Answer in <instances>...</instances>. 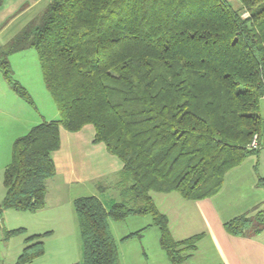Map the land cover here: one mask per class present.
I'll list each match as a JSON object with an SVG mask.
<instances>
[{
	"label": "trees",
	"instance_id": "obj_1",
	"mask_svg": "<svg viewBox=\"0 0 264 264\" xmlns=\"http://www.w3.org/2000/svg\"><path fill=\"white\" fill-rule=\"evenodd\" d=\"M237 2L50 0L0 46L3 78L30 105L9 57L35 50L59 116L13 141L0 212L42 209L60 128L78 132L92 125L93 142L123 164L121 199L109 209L95 196L73 200L82 264H120L109 224L131 216H150L151 224L123 240L155 227L170 264L189 261L203 235L175 240L151 193L213 198L227 172L257 151L248 144L263 133L264 0ZM258 184L264 188V179ZM223 228L255 237L264 231V210L256 206ZM47 234L27 237L14 264L41 257Z\"/></svg>",
	"mask_w": 264,
	"mask_h": 264
},
{
	"label": "crops",
	"instance_id": "obj_2",
	"mask_svg": "<svg viewBox=\"0 0 264 264\" xmlns=\"http://www.w3.org/2000/svg\"><path fill=\"white\" fill-rule=\"evenodd\" d=\"M49 2L50 0H0V46L12 39L43 11ZM30 51L24 50L9 57L15 80L26 88L28 87L23 79L15 74L12 63L16 58L26 57L27 53L30 55ZM36 81L38 82V79ZM4 82H0L3 84L0 86V99L5 101L2 106L10 100L15 108L8 112L0 111V123L1 120L7 121L6 128L0 130L1 171L9 164L12 143L17 137L25 135L31 127L44 120L52 121L59 117L55 108H50L48 113L43 111L42 117H36L33 116V110L26 106L27 113L25 106L16 105L12 100L16 99V96L9 90L5 79ZM39 82L42 83L40 79ZM6 85L8 88H4ZM47 95V91L45 94L40 92L39 97L48 104L50 102ZM19 125L21 129L17 130ZM94 135L92 125H85L78 132H68L60 128V148L52 155L55 175L46 181L45 207L33 214L34 217L46 220L44 223L35 220L33 227L27 230L26 235L20 238L13 248L14 237L7 239L6 233L15 227L9 225L8 210H3L0 264H14L25 246L24 240L29 236L45 233L49 235L42 240L45 247L43 256L29 264L48 259L49 253L50 256L51 253H56V256L51 258L55 264H74V261L70 263V259L74 254L78 255L80 238L73 200L95 196L105 209H109V206L119 202L114 199L115 196H120V172L123 164L107 152L103 143H94ZM258 179H264V135L259 138V148L254 156H248L243 163L227 172L223 187L213 198L186 201L176 193H151L158 210L167 216L175 240H184L196 234L203 235L192 258L183 264H264V231L255 237H235L223 228L226 221L247 213L256 206L260 205V209L264 210V194L260 192L264 191V188L259 186ZM155 194L158 195L157 201L153 196ZM3 196L4 190H0V207ZM103 200L108 202V205L105 206ZM18 215L26 213L20 212ZM147 224L150 225L151 221ZM156 237L159 240V235ZM47 242L56 244L49 247ZM70 245L72 254L68 247Z\"/></svg>",
	"mask_w": 264,
	"mask_h": 264
},
{
	"label": "rangeland",
	"instance_id": "obj_3",
	"mask_svg": "<svg viewBox=\"0 0 264 264\" xmlns=\"http://www.w3.org/2000/svg\"><path fill=\"white\" fill-rule=\"evenodd\" d=\"M233 2L235 3V5L238 6L237 0H233ZM30 50H31L29 53L30 55H28V53H27L26 57H24V58L14 59L13 63H12V68L15 69V74L20 79H23V82H25V84L27 85L28 88H26V87H23V88L26 90V92L31 97L32 104L31 105L28 104L24 99H21L15 93L14 94L16 96V99H12V100L15 101L16 105L22 104V106H25V110L27 113H28V110H27V107H28L29 109L33 110V112H34L33 116L42 117L41 114L43 111L48 113L50 111V108H55V110H57V109H56V106H55L52 98L49 96V94L47 95L49 98L48 102H50L48 104L44 103L43 99L41 97H39L40 92H42V94H45L46 89H45L44 83L42 81L41 70H40V66L38 63V58H37L36 52L34 49H30ZM15 77L13 76V79H15ZM37 79H38V82L36 81ZM39 79L41 80L42 83L39 82ZM2 80L4 82V79H3L2 74L0 72V82H2ZM3 84H5V82ZM3 84H0V86ZM19 84L22 85L21 83H19ZM4 88H8V86L4 87ZM9 90H10V88H9ZM7 101L8 102H6V104L4 106H2L5 103V101L0 99V108H1L0 111H7L8 112V111L13 110L15 108L13 102H11L10 100H7ZM260 112H261V115L264 119V99L261 101ZM42 120L40 119V121H42ZM17 121H20V120H17ZM1 122L2 123H0L1 124L0 130L2 131L4 128H6L7 121L1 120ZM9 127L11 128L12 126H9ZM20 129H21V125H19L17 127V130H20ZM263 129H264V123H263ZM262 135H264V131H263ZM249 156H254V154H251ZM10 160H11V153H10ZM246 162H247V160H246ZM3 170L2 171L0 170V190H4V187L2 185V179H1ZM115 191L116 190L114 189L113 192H115ZM4 192H5V190H4ZM260 192H262V194H264V191H260ZM152 194H154V193H152ZM45 196H46V194H45ZM153 196H154V199L157 201L158 195L155 194ZM114 199H116V201H120L121 197L116 195ZM103 203L105 206L108 205V202H106L104 200H103ZM44 207H45V205H44ZM38 211H36V212H38ZM16 212H18V213H16ZM36 212H34V213H36ZM19 213H20V211L8 210L9 225L12 227H15L14 230L21 229L20 233H17L16 235H13L12 237H7V233H6L7 239L14 237L12 239V242L14 243V245L12 244L13 248H15V244H17L19 242L20 238H23L26 235L27 230L30 227H33V225H34L33 222L35 220L38 219L37 221H39V222L41 221L43 223L46 220V219H42V218L40 219L37 216L34 217V215H33L34 213L21 212V213H26V215H18ZM26 216H28V219H26ZM149 221H151L150 216H131V217H128L123 222H112V221L110 222V224H109L110 225L109 226L110 232H111V234L115 240V243L117 245L120 264H170V262L168 261V259L166 257V254L164 253L163 250H161V248L159 246V240H158V237H156V235H159L158 234L159 232H157L158 230L155 227H151L152 229H150V228L146 229L145 231H143L141 233L140 237H132V238H129L128 240H123V238H125L129 234L135 233L137 231H140L142 228H145L148 225L147 223H149ZM48 235L49 234H47L46 236H48ZM55 244H56V242H47V245L49 247H52ZM43 245H44V243H43ZM68 247H69L70 252L72 254L73 250H72L71 245ZM65 248H67V246H65ZM44 252H45V247H44ZM55 256H56V253L55 254L51 253V256L49 253V256H47L48 259H44V261H37L34 264H42L41 262H44L43 264H55V262L51 259ZM71 259H70V263L72 261H74V263L82 264L81 242H80V247L78 249V255L75 256V254H74ZM195 264H199V263L196 262Z\"/></svg>",
	"mask_w": 264,
	"mask_h": 264
},
{
	"label": "built area",
	"instance_id": "obj_4",
	"mask_svg": "<svg viewBox=\"0 0 264 264\" xmlns=\"http://www.w3.org/2000/svg\"><path fill=\"white\" fill-rule=\"evenodd\" d=\"M259 148V139L257 135H254L248 144V149L256 151ZM2 227V213L0 212V229Z\"/></svg>",
	"mask_w": 264,
	"mask_h": 264
}]
</instances>
